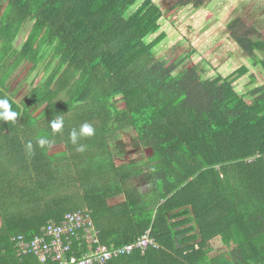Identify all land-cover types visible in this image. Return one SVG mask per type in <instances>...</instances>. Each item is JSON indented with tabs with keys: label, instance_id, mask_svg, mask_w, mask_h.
Returning a JSON list of instances; mask_svg holds the SVG:
<instances>
[{
	"label": "trees",
	"instance_id": "16d2710c",
	"mask_svg": "<svg viewBox=\"0 0 264 264\" xmlns=\"http://www.w3.org/2000/svg\"><path fill=\"white\" fill-rule=\"evenodd\" d=\"M165 1L167 9L157 0H0L5 5L0 64L7 62L11 71L25 63L32 70L47 62L42 75L50 69L42 81L48 82L45 91L41 84L35 86L20 103L26 109L22 116L14 92L0 89V99L7 98L19 113L12 122L16 128L9 121L0 123V264H43L33 254L19 256L13 238L29 241L42 235L50 221L61 222L84 206L110 250L134 242L149 229L160 245L112 264H264V84L250 90L248 101L230 78L247 74L249 63L236 65L229 76L203 78L196 68L177 74L180 62L158 59L154 49L168 37L159 35L161 20L182 7L200 9L211 2ZM27 28L16 51L15 41ZM227 30L252 66L264 67V33L241 13L227 23ZM152 36L157 38L150 43ZM19 59L23 62L15 67ZM38 108L45 109L46 120L62 118L65 124L72 119L75 127L87 123L95 134L73 144L64 127L54 133L50 122L40 130L30 122ZM23 123L33 131L22 128ZM127 124L144 156L131 162L126 176L122 167L115 170L122 181L116 187L127 195L125 209H131L130 226L115 236L100 222L115 215L100 186L88 189L79 181V188L84 187L75 189V182L52 177L50 170L61 157H50L46 150L50 142L65 144L62 159L71 157L72 169L98 164L103 159L98 160V154L110 152L116 132ZM3 127L10 128L8 136L3 137ZM18 130L25 137L17 139ZM36 130L40 136H30ZM40 139L48 141L44 148L36 143ZM80 146L83 152L73 150ZM143 165L153 177L152 200L129 197L131 190L123 188L131 174L144 171L134 168ZM23 173L27 181L34 177L32 186L14 184ZM116 216L122 218L121 212ZM215 238L229 250L212 258L207 246ZM94 247L81 233L72 249L85 254Z\"/></svg>",
	"mask_w": 264,
	"mask_h": 264
},
{
	"label": "rangeland",
	"instance_id": "374dc122",
	"mask_svg": "<svg viewBox=\"0 0 264 264\" xmlns=\"http://www.w3.org/2000/svg\"><path fill=\"white\" fill-rule=\"evenodd\" d=\"M260 1L264 2V0H211L208 5L204 6L205 9H203L201 14L198 16H195V13L199 10H194L190 6L184 9H179L172 14V17H165L163 20H161L162 26L159 35L166 33L168 37L162 42V45H157L155 47L154 53L156 57L158 59H162L163 62H166L168 64L173 62H180L181 65L176 70L177 74L186 73L196 68L201 71L203 78H214L217 75H222L224 77L229 76L232 71L238 67L236 65L241 66L242 64L249 63L248 66L250 67V69L247 74L245 73L240 74L239 76H233L230 78V80L234 82L237 91L241 95H243L248 101L251 100V94L249 93L250 90L254 87L264 84V67L261 64H257L255 65V67L252 66V63H250L251 61H249L248 56H246L247 54L243 53V51L229 36L226 22L236 14L241 13L245 15V18L249 20L250 24H254L264 33V6L258 5V2ZM157 3L162 5L166 9L168 7V4H166L165 0H157ZM4 7L5 5L3 3L0 4L1 11ZM1 11L0 15L2 14ZM27 30L28 28L26 30H22L20 35L18 36V41L13 47V49H16V51L20 49L19 47L22 45V43L20 45L17 43L19 42V40H21V38H24ZM156 38L157 36H152L148 39V42L152 43L156 40ZM187 55L189 56L185 60V57H187ZM260 57H264V54L261 53ZM180 59L183 61L181 62ZM21 61L22 59L17 60L14 63V66L16 67ZM56 62L57 61L55 60L53 65L51 66V70L57 64ZM46 64L47 62L38 63L36 69L30 70L31 65L29 63H25L18 69V71L20 72H17L16 69L9 71V65L7 62L0 64V89L3 91H7L10 95L11 92H14V97L16 100H23L31 92L33 87L40 86V84L41 90L45 91L46 87L44 88L43 86H45L48 82L42 83V81H44L46 77H48V72L50 71V69L46 72L47 75L45 77H43L44 75H42V77H35L33 75L39 71H41L42 74V70L44 66H46ZM29 71L30 76L28 75ZM1 79L5 80L4 84V81H1ZM8 81L10 82L11 88L9 87ZM31 81H33L34 83H31ZM17 107L19 110H21L22 116L26 111L25 107L22 104H18ZM44 111L45 109H39L36 113V116H39H34L33 119H30L31 123L38 124V126L36 127H39L40 130L46 128V125H49V123L52 121L43 118V116H45ZM73 121L74 120L72 119L66 121L63 129L65 131L68 130L67 132L70 133L75 129L78 130L81 125H79V127H75L73 125ZM5 122L6 121L4 120L0 121V123L2 124H4ZM9 122H11L9 123V125H12L13 128L17 126L14 125L12 121ZM23 124L24 125L22 128L28 126L26 125V123ZM28 127L31 131H33L31 126ZM9 130L10 128H2L3 137L9 135ZM36 131L37 132L31 133L30 136H40V134L38 133L39 130ZM118 132H124L123 144L124 146H127L129 148L131 159L141 156V154L143 153V148L141 147L134 129L127 124ZM12 136H14V134H12ZM21 137L25 136H23L18 130L17 139ZM4 140L7 139L5 138ZM40 140H38L36 143L39 144ZM54 148L63 150L65 148V144H62L61 146L55 144ZM56 149L53 151L56 152ZM77 149L78 148L75 147L73 150ZM73 150L70 149L71 154ZM62 155L64 156V152L62 153ZM98 155H96V157L98 156V160L103 158L105 159L103 161L109 162V164H111L113 161L111 151L104 154L99 153ZM79 157H81V159L83 158L82 155ZM63 159L67 160L64 161L65 165L57 166V168H51L50 171L52 172V177L56 176L58 178L68 179L72 176V174L68 175L67 172V169L70 168L69 166L71 165V157H69V159H67V157H63ZM63 159L61 157L58 161ZM82 162L84 163V160ZM88 165L92 166L90 163H88ZM83 177L84 173L81 174L78 179H75L73 176L71 177V180L75 182V189L79 188L77 182ZM108 180L111 181V178ZM106 184H109L107 183V180L105 181V186ZM80 187L81 188L79 189L82 190L84 186ZM54 189H56V187ZM74 193H76V191H74ZM80 193L83 194L81 191ZM69 209L74 210L76 209V207L73 205H69ZM81 209H84V207ZM223 254H226V252L217 251L216 254H211V257L216 258L222 256Z\"/></svg>",
	"mask_w": 264,
	"mask_h": 264
},
{
	"label": "crops",
	"instance_id": "0c3cea01",
	"mask_svg": "<svg viewBox=\"0 0 264 264\" xmlns=\"http://www.w3.org/2000/svg\"><path fill=\"white\" fill-rule=\"evenodd\" d=\"M4 10H5V7L2 8V11L0 9L2 14H3ZM24 30H26V29H24ZM27 33H28V30H27L26 34L24 35V38L26 37ZM24 38H21V40H19V42L17 44H19V45L21 43L23 44ZM17 41H18V39H16L15 43ZM17 72H20V71L17 70ZM28 75L30 76V71L28 72ZM46 75L47 74H45L44 77ZM33 76L42 77L41 71L37 72ZM34 79H36V78H34ZM31 83H33V81H31ZM8 84L10 87L9 81H8ZM14 100L18 104H20L22 102V100H16L15 97H14ZM116 133H117L116 136L118 138H117V140H115L116 142L112 143L113 146L110 148L111 154L113 156V161H112V163L110 162L111 164H109V162L103 161L105 159H102V161L105 163V164L103 163V165L100 164L102 162V161H100L98 163L99 165L97 163L92 165V166H89L88 164L82 165V166H80V168H78V170L72 169L69 166L70 168L67 169L68 175L72 174V176L75 179H78V177H80L81 174L84 173V177L82 179H79L78 183L80 181L81 183L83 182V183L87 184L88 189L91 187H95V186H96V188H99V186H100V188H99L101 190L100 194L104 197L107 196L106 201H105L106 206H109L115 210V213H114L115 215H112L114 218L113 217H107V218L104 217V219H100V222H101L103 227L113 229L111 231L115 236L123 233L122 229L124 227H126V225H128V227H129L130 222H131L130 215L127 214L130 212L131 209L130 210L125 209V207H126L125 197L127 195H126V193L123 194V192L120 190L119 187H121V186L116 187V184L120 183L122 181L116 177L117 172L115 170L117 169V167L118 168L122 167L121 170L123 171V175L126 176V175H128V173H130V171H132V168H130L131 162H138V159L143 158V156H144V154L142 153L141 156L134 158V159H131V156L129 153L130 152L129 148L127 146H124V144H123L124 132H116ZM136 136H137V134H136ZM137 138H138V136H137ZM125 139H127V138H125ZM138 140H139V138H138ZM140 144H141V142H140ZM56 145H59V144H56ZM48 146H49V149L46 150L47 155H49L50 157H62L63 156L62 153L64 152V149L58 150V149L54 148L55 143H51V142ZM141 147L143 148L142 144H141ZM55 149L57 150L56 152L53 151ZM44 152H45V150H44ZM54 163H56V162H52V165ZM59 164L65 165L64 163H62V160H60L54 166L57 167ZM17 167H19V165H17ZM134 169H142V170L144 169V171L141 172V174H136V175L131 174V176L128 179H126L125 186H123V188L127 187L129 190H131L130 197L140 195L141 197H143L144 200H152L153 199V197H152L153 191L151 190V187H152L151 185H153V183H152L153 177L150 175L149 167L147 165H143L141 167H136ZM71 177L68 178L70 181H72ZM110 178H111V181L108 180ZM18 179L20 182L18 180H16L14 182V184L19 188L23 187L24 185H26V187L32 186V183H30V181L34 182V177H32V176L29 177V180L27 181L28 178L25 177L24 173L21 176H19ZM106 180H107V183H109V184H106V186H105ZM11 181H14V179L12 178ZM27 182L29 185L27 184ZM102 189H104V190H102ZM135 191H136V193H135ZM103 206H104V204H103ZM85 208H87V207L84 206V209ZM118 211L121 212L122 218H118V216H116V213ZM1 225H2V220H1V215H0V227H1ZM115 227H117L116 230H114ZM99 232H100V230H99ZM178 247L180 248V246H178ZM207 247L210 250V255L216 254L217 251L228 252V250H229V247H227L225 244H223L219 238H215V240L210 242ZM196 248H198V247H196Z\"/></svg>",
	"mask_w": 264,
	"mask_h": 264
},
{
	"label": "built area",
	"instance_id": "2783aa9c",
	"mask_svg": "<svg viewBox=\"0 0 264 264\" xmlns=\"http://www.w3.org/2000/svg\"><path fill=\"white\" fill-rule=\"evenodd\" d=\"M42 232V235L29 241L24 236L13 238L18 255L33 254L43 264H112L116 259L130 256L135 251L146 252L150 248H160L152 235V229H149L134 242L110 250L101 242L92 212L86 208L67 213L61 222L50 221ZM81 233H84L88 244L95 247L89 253L75 254L73 242L81 241Z\"/></svg>",
	"mask_w": 264,
	"mask_h": 264
},
{
	"label": "clouds",
	"instance_id": "9594fccd",
	"mask_svg": "<svg viewBox=\"0 0 264 264\" xmlns=\"http://www.w3.org/2000/svg\"><path fill=\"white\" fill-rule=\"evenodd\" d=\"M18 116L19 113L12 109V104L9 102L7 98L0 99V120H4L6 122L7 121L14 122L17 120ZM63 126H64V121L62 118L54 119L51 121V129L54 133L60 132ZM94 134H95L94 128L91 125L85 123L80 127L78 132L76 130H73L70 133V138L72 143L76 144L79 137H91ZM46 144H48V141L46 139H41L39 141V146L41 148H44ZM27 148L29 150V153L31 154L32 144L29 143L27 145ZM77 150L83 152L84 147L80 146Z\"/></svg>",
	"mask_w": 264,
	"mask_h": 264
},
{
	"label": "flooded vegetation",
	"instance_id": "af4514ba",
	"mask_svg": "<svg viewBox=\"0 0 264 264\" xmlns=\"http://www.w3.org/2000/svg\"><path fill=\"white\" fill-rule=\"evenodd\" d=\"M210 3V2H209ZM209 3H207L206 5H208ZM258 5H260V6H264V2H262V1H260V2H258ZM190 7H192L194 10H196V7H194L192 4L191 5H189ZM189 6H186V7H182V8H180V9H184V8H187V7H189ZM260 6H258V7H260ZM201 9V10H200ZM200 9H198L199 11H197L196 13H195V15L197 14V13H200L201 14V12L203 11V9H205L204 8V6L203 7H201ZM178 11V10H177ZM176 12V11H175ZM233 18V17H232ZM232 18H230L227 22H226V26H227V23L232 19ZM263 30V29H262ZM244 53V52H243Z\"/></svg>",
	"mask_w": 264,
	"mask_h": 264
}]
</instances>
